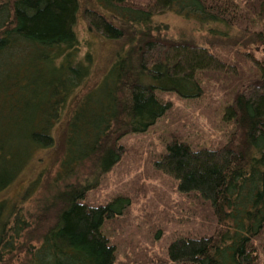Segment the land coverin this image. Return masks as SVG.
Segmentation results:
<instances>
[{"label":"trees","instance_id":"trees-1","mask_svg":"<svg viewBox=\"0 0 264 264\" xmlns=\"http://www.w3.org/2000/svg\"><path fill=\"white\" fill-rule=\"evenodd\" d=\"M95 2L104 13L84 9L88 28L124 44L75 98L93 69L88 52L79 56L77 0H0V192L39 150L53 149V129L74 98L54 172L62 187L38 206L32 223L0 200V264H118L105 224L131 199L116 194L95 203L87 195L126 153L121 139L147 132L171 109L163 94L195 99L211 74L225 81L216 82L226 99L223 142L198 144L195 135L173 131L149 160L192 201L188 214L202 219L186 223L199 230L184 227L162 256L127 264H257L258 248L264 253V242L255 243L264 233V64L254 52L264 51V0ZM164 10L222 25L212 28L222 37L238 29L243 51L219 45L245 68L212 47L152 34V17ZM83 166L88 172L79 177Z\"/></svg>","mask_w":264,"mask_h":264},{"label":"rangeland","instance_id":"rangeland-1","mask_svg":"<svg viewBox=\"0 0 264 264\" xmlns=\"http://www.w3.org/2000/svg\"><path fill=\"white\" fill-rule=\"evenodd\" d=\"M133 1L145 3V0ZM77 2L76 16L78 17L75 30L79 42V56L82 57L88 52L93 59L91 67L93 69H91V76L75 92V98L86 87L97 81L99 74L108 65L107 59L111 55H116L124 44V41L101 37L100 34L88 28L83 10L94 9L103 12L95 0H77ZM110 20L115 23L119 21L112 17ZM150 25L151 33L160 38L212 47L217 52L227 54L229 60L245 68V60L234 57L235 50L243 51L244 49L239 44L244 35L238 29H229L227 35L222 37V34L212 29L221 30L222 25L219 27L217 24L205 25L196 19L186 18L182 14L169 10L154 14ZM219 44H230L232 48L234 47V51L227 50L228 47L220 49ZM254 56L261 59L264 64L263 50L255 51ZM216 78L211 74L208 82L202 85V95L195 99L181 98L171 93L163 94V98L169 99L172 103L171 109L147 132L129 134L121 139L126 153L119 163L101 176L99 183L88 193V199L95 203L116 194H126L131 199L130 205L123 214L108 220L105 224L110 241L117 247L115 259L118 264L132 263L135 259L162 256L168 241L182 228H194L186 223L188 218L189 220L193 218L195 222L202 219L201 214H195V216L188 214L192 201L185 200L187 198L176 191L168 177L150 166L149 160L161 149V136L173 131L180 135L186 133H189L191 137L195 135L198 144L215 145L223 142L225 136L221 132L223 125L220 114L226 100L221 97V87L224 86L225 81L222 78L219 80ZM217 81L220 82L221 87L216 85ZM73 102L74 98L61 112L59 124L57 123L53 129L52 134L55 138L53 149L39 150L19 177L0 192V200L8 199L9 203L18 207L29 223H32L33 214L38 206L63 185V180H54V172L61 158L62 149L58 146L62 141L61 133L69 116L67 109ZM83 167L78 174L79 177L88 172V168ZM38 178L40 180L35 189L28 194L24 193L26 185L30 181L36 182ZM73 179L75 178L71 177L68 180L72 182ZM197 230L199 229L194 228L195 232ZM259 240L264 242V233L255 239V243L258 244ZM261 249L258 248L260 261L257 264H262L264 257Z\"/></svg>","mask_w":264,"mask_h":264}]
</instances>
